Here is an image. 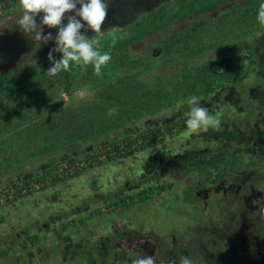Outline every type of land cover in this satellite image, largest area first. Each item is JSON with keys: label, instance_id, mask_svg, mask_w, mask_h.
<instances>
[{"label": "rangeland", "instance_id": "374dc122", "mask_svg": "<svg viewBox=\"0 0 264 264\" xmlns=\"http://www.w3.org/2000/svg\"><path fill=\"white\" fill-rule=\"evenodd\" d=\"M190 1L0 0V75L16 77L117 26L123 31L115 36L124 37L149 14L172 17ZM109 19L117 26H106ZM92 23L99 25L91 35L79 34ZM173 33L181 43L163 60H178L175 70L152 69L162 58L150 48ZM135 43L126 51L145 54L134 67L130 58L116 66L90 53L84 61L99 76L80 64L73 75H52L33 93L0 101V191L47 171L41 190L0 194V264H264V161L255 164L254 155L264 154V0L175 18ZM217 51L255 72L211 102L187 100L140 118L141 106L157 102L156 90L181 92L184 57L192 72ZM104 69L118 77L104 78ZM193 115L199 121L179 132L182 116ZM163 120L177 126L156 145L128 158L102 157L124 126L139 132ZM78 140L88 152H72ZM65 157L74 159L73 170L50 174ZM213 158L219 168L207 164Z\"/></svg>", "mask_w": 264, "mask_h": 264}, {"label": "trees", "instance_id": "16d2710c", "mask_svg": "<svg viewBox=\"0 0 264 264\" xmlns=\"http://www.w3.org/2000/svg\"><path fill=\"white\" fill-rule=\"evenodd\" d=\"M228 1L233 0H191L186 5H182L180 9L172 15V17H164L160 12L151 13L146 18H142L138 22L131 25L129 27V33L121 38H117L115 36L117 32L123 31V29H119L121 26H117V21H113L111 19L106 20V26H117L116 28H118V31H109L107 32V34L102 35L100 39L98 38L97 41L93 43L83 41L81 45L76 46L70 51H66L64 54H61L54 59L45 61L37 68H24L21 74L16 77H12L10 75H0V101H4L15 94L19 95L24 92L33 93L35 91V88L37 87V84H41L48 77L52 75H73V73L77 69H79L81 65H88L87 70H90V73H92L94 70L95 74H93V76H99V74H97V70L94 67L93 70L91 69L92 66H89V61H84L85 58L88 59L87 57L90 53L93 55V60L110 57V62H113L112 64L116 66L122 65L119 61L121 59H124V57L130 58L131 63L129 65L130 67H134L136 63L135 59L137 58L139 60L140 58L144 57V50H141L138 54L126 50L128 49V47H135L138 44L135 42H138L139 39L144 38L146 34L161 30L163 27H166L167 24L171 23L175 18L189 19L193 16L213 12L220 5ZM98 25V23H92V25H83L81 29H79V34L82 36H89L92 34L93 30L98 28ZM133 43L135 44L132 46ZM180 43L181 35H179L178 33H173L168 36L165 41L160 43V45L151 47L149 50V55L151 54L150 56L162 58L161 61H156L154 68L151 65L153 61L149 62L152 69L156 68L158 71L169 70L170 72L172 70H175L176 67L174 65L178 60L170 61L168 59H163H165V57L170 54L171 50L174 47H177ZM218 51L216 53L217 56H215L214 59L200 63L198 67H194L195 69L192 72L191 69L193 68L189 67V65L186 64V58L184 57V59L178 63V65H182L183 68H181V70L179 69L182 74L176 80L184 86L182 89H180L181 92L177 91L174 95H166L165 92H159V90H156L153 94L154 97L158 98L157 102H154L152 104L148 102L146 103V105L141 106L139 108L140 112L145 111V113H143L142 117H140V115L139 117H151L155 115L160 109H167L174 105L182 104L187 100L192 101L196 99H203L211 102L212 100H215L217 96L225 93V90L229 89L232 85L238 83L242 84L245 80L248 79L251 72H255V69H246L244 65L239 64L236 57H226ZM117 58L118 60H116ZM197 59L200 62L201 57L199 56L197 57ZM219 69L221 71H219ZM101 76L106 79L109 78V80H111L113 79V77L117 78L118 74H116L115 71L107 73L106 69H104ZM129 77L132 82V75H129ZM261 85L263 86V84ZM108 90L114 91L115 89L109 88ZM149 94L152 95L151 93ZM111 96L112 94L109 93L110 99ZM181 119L182 120L180 121V125L178 126V131H183L190 127H193L199 121V115H193L188 118H184V116H182ZM168 125H170L171 127H169ZM160 126L164 127L165 134L161 133ZM176 126L177 124L175 123V120H171L168 122L166 120H163L162 125L154 127L146 126L139 132H136L135 130L132 132L127 131L124 126V131H122L118 136L108 138V147L110 146L111 148L109 147L106 154L102 157L104 158V160L110 161L115 158H128L130 156H133L139 151L148 149L156 145L157 143H159L157 142L158 140L167 138V136H169L170 134V132H168V129H175ZM137 135L139 136L138 138L131 140V137ZM118 144H120L121 146L118 147ZM100 147L101 142L98 141L92 144V147L90 149L94 150ZM71 150L77 155L82 154L84 151H87L82 147V143L79 140L72 143ZM254 152L256 158L255 164L259 165V160L264 161V154L261 153V151L254 150ZM87 158L92 159V157L89 155H87ZM88 159H86V161ZM62 160L63 164L74 167V159L72 157H65ZM91 161H87L86 163L89 165L93 164L91 163ZM220 161V158H213V160L211 162H207V164L212 165L213 168H219ZM79 165L77 164V167ZM223 171L224 170L221 169L220 171H217V176L219 177L220 172ZM46 172L47 171H45L42 176H44ZM37 175L38 174L35 173H27L21 179H17L16 181L12 182L7 189H12L13 195L15 193L19 195L21 194V190L23 189L22 186L29 185L31 182L43 183V179L41 177H39L41 178L39 179ZM68 175H71V173H69ZM17 184H21V186H18ZM41 189L42 188H40L39 190ZM159 189L162 190L163 187L160 186Z\"/></svg>", "mask_w": 264, "mask_h": 264}, {"label": "built area", "instance_id": "2783aa9c", "mask_svg": "<svg viewBox=\"0 0 264 264\" xmlns=\"http://www.w3.org/2000/svg\"><path fill=\"white\" fill-rule=\"evenodd\" d=\"M65 170L71 172V170H73V167L65 165V164L63 165V168L55 169V167H54V168H51L50 174L53 173V174H57L58 176H64L65 173H63V171H65ZM37 176H38V178L41 177L43 180L46 179V178H43L41 173H39ZM41 178H39V179H41ZM17 185L21 186V184H17ZM22 187H23V189L21 190V194H25V193H30L33 190H39L41 187H43V183L31 182L29 185L22 186ZM3 193H10L11 195H13L12 189H7L6 191H3V192L0 191L1 197L4 196ZM14 195H17V193H15Z\"/></svg>", "mask_w": 264, "mask_h": 264}]
</instances>
